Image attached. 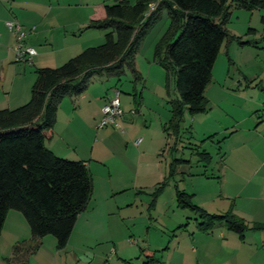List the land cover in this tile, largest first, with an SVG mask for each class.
Here are the masks:
<instances>
[{
    "label": "rangeland",
    "instance_id": "1",
    "mask_svg": "<svg viewBox=\"0 0 264 264\" xmlns=\"http://www.w3.org/2000/svg\"><path fill=\"white\" fill-rule=\"evenodd\" d=\"M17 1L19 3L10 6L0 3L7 12V16H4L0 5V19H4V29L0 23V46L5 47V50L0 47V58L13 56L11 62L16 61V37L4 25L6 22L18 23L24 31L36 28L25 36V46H47L56 51V56L38 54L33 59V66L29 67L32 70L59 67L67 61L66 57H74L82 50L104 42V31L84 29L78 32L75 30L77 27L72 26L74 23H85L91 5L108 3V0ZM127 2L132 6L136 0ZM255 12L231 11L226 25L229 34L240 38V42H249L242 46L256 48H241L237 42L223 45L231 44L233 49L228 55L221 50L215 60L211 81L204 93L209 109L194 116L183 113L181 134L173 155H170L169 148L173 147L175 136L166 134L163 125L170 120V102L176 100L178 95L171 70H165L153 61L154 46L160 43L169 27L166 10L161 11L160 18L147 30L139 44L135 57V68L141 77L139 82H133L128 70L119 78L103 75L92 79L86 91L93 96L108 91V97H111L115 89L119 91L125 127L122 130L111 127L97 130L95 126L85 134L89 143L87 154L96 143L93 157L91 160L86 158L92 180V195L56 264H117L114 263L117 257L136 263L137 260H149L144 254L148 249L161 260L162 254L173 252L179 243V249L184 250L183 245L186 243L188 246L193 241L192 232L197 236L205 234L196 231L194 213L177 204L176 190L194 195L191 199L194 205L210 214H217L213 211L221 202V197L226 198L224 191L233 188L219 174L221 154L230 153L231 143L218 141L237 127L236 121L246 115V105L250 104L247 94L251 96L253 92V99L256 100L262 98L259 87L260 81L264 83V32L260 17L264 11ZM249 28L256 29V34L248 33ZM72 29L73 34L70 32ZM60 46L84 48L73 56H67L59 51ZM7 64L5 62L4 74L8 78L12 72L7 69ZM2 65L0 62V74ZM73 101L76 99L73 98ZM51 136L52 140L47 139L45 146L54 153V126ZM196 150L205 151L211 156L210 164L205 168L197 163ZM173 158L190 160L191 168L177 166L175 174L170 176L169 165ZM248 208L249 205L242 202L237 213L258 215L257 211L253 209V213ZM231 212L235 215L233 209ZM9 225L16 227L18 224L9 221ZM211 234L216 237L222 234L233 236L222 224H217ZM43 245L45 249L42 253L29 258L28 264H51L47 241ZM231 250L235 252V248ZM73 256L77 257L76 262L72 261ZM242 261L243 256L239 254L231 264H241Z\"/></svg>",
    "mask_w": 264,
    "mask_h": 264
},
{
    "label": "trees",
    "instance_id": "2",
    "mask_svg": "<svg viewBox=\"0 0 264 264\" xmlns=\"http://www.w3.org/2000/svg\"><path fill=\"white\" fill-rule=\"evenodd\" d=\"M151 4L154 8L149 11ZM103 8L105 17L85 27L104 31L103 44L82 50L59 67L35 68L28 101L14 109L0 110V233L10 210L19 212L30 230L27 248L19 256L25 242L16 245L8 262L26 264V257L45 236H52L58 249L65 248L91 199L92 180L86 163L58 157L45 146L62 100L81 96L95 76L119 78L128 70L133 82H139L141 77L135 68L139 44L161 11L166 10L169 27L154 46L153 61L171 70L178 95L170 102L171 118L163 125L166 134L175 136L169 148L173 155L183 113L194 116L209 109L204 93L222 46L231 41L240 46L249 44L227 31L231 11L264 10V0H136L132 6L127 0H108ZM261 23L264 25V16ZM194 154L204 167L209 164L208 153L196 150ZM184 163L188 162L173 158L170 176ZM192 196L176 190L177 204L194 213L201 233H210L217 224L241 240L249 230L264 231L262 225L249 227L231 210L210 214L194 205ZM144 254L153 258V251L145 250Z\"/></svg>",
    "mask_w": 264,
    "mask_h": 264
},
{
    "label": "crops",
    "instance_id": "3",
    "mask_svg": "<svg viewBox=\"0 0 264 264\" xmlns=\"http://www.w3.org/2000/svg\"><path fill=\"white\" fill-rule=\"evenodd\" d=\"M0 3H8L10 6L19 2L17 0H8L0 1ZM22 3H25V1L22 0ZM104 4L105 3L103 2L91 5L85 23L84 21L83 23L80 22L79 24L74 23L72 28H75L76 26L77 28L75 30L80 32L81 30H84L90 22L102 20L105 17L103 8ZM0 5L2 10H5L2 4ZM257 10L259 11L260 9L253 10L250 13L254 14ZM3 15L7 16V12L4 11ZM262 16H264V14L261 15V17ZM3 20V18L0 19V23L1 27L4 29V26L2 25ZM248 24H250V21ZM261 25L263 26L262 30L264 32V25L262 23ZM249 29H252V31H247L248 33L256 34V29ZM29 30L30 28H27V31ZM35 30L36 28L34 31ZM70 32L73 34L74 29H72ZM31 33L32 32H29L28 35ZM28 44H31V41H28ZM29 46L35 49L36 56L38 54L40 56H52L53 54L56 56V51L52 49L50 50L47 46ZM76 47L77 46H60L59 51L64 52L66 55L68 54L67 56H73V54H76L75 52H80V50L84 48L83 46H79L77 48L79 50L77 51V49H75ZM239 47L256 48V46ZM2 49L5 50V47ZM232 49L233 46H231V44L229 46H222L221 48L225 55H228ZM36 56L32 58L30 64L17 61L11 62V58H13V56L9 58L4 55L0 58V62L3 64L0 74V110L4 108H17L24 105L28 101L30 96V88L35 79L34 70L29 67L33 66V59ZM66 58L69 59L71 57ZM5 62L9 63L7 64V69H10L9 71L12 72L11 76L8 78L4 74V69L6 67ZM20 63H22V65ZM6 80L7 85L5 86ZM262 82L263 80L260 81L261 86L259 85V89L262 92V98L256 100L253 99V92L250 94L251 96L247 94V102L250 104L246 105L248 106L246 115L242 119L236 121L237 127L231 129V132L225 138L223 137V139L218 141L219 143L226 140L230 141L231 143L230 148L232 150L230 153L227 152V155L224 153L221 154L219 174L221 175V178L224 177L226 181H229V185L232 184L233 188L230 190H223L224 196H226V198L221 197V202L215 206V211L213 212H217V214H224L225 212L233 209V211H235V215L243 219L249 227L252 225L264 226V83ZM89 93L90 92L86 91L78 98H75L76 101H73V98L63 99L58 107L56 121L54 124V155L68 160L71 159L74 161H82L85 162L86 165H88L86 158H90L91 160L93 157V150L96 143L93 144L91 152L87 154L86 151L89 143L87 142V137L85 139V136L90 132L91 129L93 130V128H95L99 122L101 118V108L105 104L106 98L109 96L108 91L103 92V94L100 96H93ZM117 122L120 123L122 128L125 127L122 116L117 119ZM111 129L115 128L111 126ZM51 137L52 136L50 135L48 139L49 141L52 140L50 139ZM48 149L50 151L52 150L50 147H48ZM196 158L197 163L201 167H204V163L199 162L197 156ZM185 161L188 163H184L179 166H187L191 168L190 160ZM206 166L207 165H205V167ZM232 198H236L238 201L236 202ZM240 199H242L244 204L249 205V208L247 209L248 211L253 212L254 209L257 211L258 215L256 216L254 212L253 215L240 214L239 212L237 213L239 204L242 203L240 202ZM22 217L23 216L19 212H13V210L8 211L6 215L2 231L0 233V264H21L16 260L11 262L6 260L12 258L13 248L16 245L25 242V245L22 246L21 252L19 254L20 256L23 253V250L26 249L29 244L30 230L24 218ZM81 217V215L78 217L73 228L74 230L78 226ZM9 221L10 223L13 221L18 225L13 227L9 225ZM24 225H26L27 228H24ZM196 231L198 232L197 229ZM194 233L192 232L191 234L193 235V241L188 246L186 243L183 245L184 250L179 249V243L173 252H167L164 255L162 254L161 260L156 258V253L153 251V258H149L148 261L142 259L141 261L137 260V262L134 263L131 261L128 262L124 258L121 260L119 257H117V262L114 261V263L231 264L233 258L240 254L243 256V261L241 264H264V231L249 230L243 240L233 233V236H230L229 234H222L217 237L211 234V232L201 234L202 236H197V234L194 235ZM42 239L40 241L39 247L26 257V264H28L29 258L42 253L43 249H45L43 245L45 241H47V246L50 248V257L48 260H51L49 261L51 264H56L61 252L66 249V247L63 249H58L53 237ZM194 244H196V246H194ZM231 248H235V252H233ZM73 260L76 262L77 257L73 256L72 261ZM118 260H121V262Z\"/></svg>",
    "mask_w": 264,
    "mask_h": 264
},
{
    "label": "built area",
    "instance_id": "4",
    "mask_svg": "<svg viewBox=\"0 0 264 264\" xmlns=\"http://www.w3.org/2000/svg\"><path fill=\"white\" fill-rule=\"evenodd\" d=\"M154 5L149 6V11L153 10ZM5 26L7 29L15 34L17 46L15 49V59L17 62L30 64L32 58L36 56V51L34 48L24 45V38L29 32L34 31V27L30 28L29 31H24V29L14 22H6ZM120 93L117 89L113 91L111 97L106 98L105 104L101 108V118L96 125V129L100 130L105 127H114L116 129H121L122 126L117 122V119L122 116L120 109Z\"/></svg>",
    "mask_w": 264,
    "mask_h": 264
}]
</instances>
